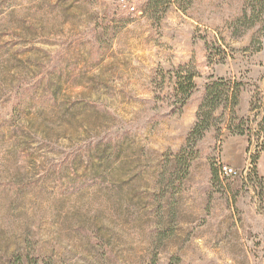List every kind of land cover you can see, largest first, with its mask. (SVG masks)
<instances>
[{
  "label": "rangeland",
  "instance_id": "obj_1",
  "mask_svg": "<svg viewBox=\"0 0 264 264\" xmlns=\"http://www.w3.org/2000/svg\"><path fill=\"white\" fill-rule=\"evenodd\" d=\"M215 81L254 118L264 0H0V264H264V151L221 108L181 155Z\"/></svg>",
  "mask_w": 264,
  "mask_h": 264
},
{
  "label": "trees",
  "instance_id": "obj_2",
  "mask_svg": "<svg viewBox=\"0 0 264 264\" xmlns=\"http://www.w3.org/2000/svg\"><path fill=\"white\" fill-rule=\"evenodd\" d=\"M245 18L239 19L242 23L248 20V14ZM251 27V26H250ZM247 28V29H250ZM175 78L174 97L175 105L179 110H183L192 99L197 86L195 83L197 73L186 71L184 67L173 72ZM240 91L234 89L231 82L215 81L206 87V96L198 112L197 124L189 136L187 147L183 148L181 155L186 153L188 147H195L202 136L211 128V121H214L216 112L223 108L230 112L228 130L232 136L248 138L247 153H250L254 142L257 143L259 151H264V101L257 100L253 103L251 113L253 119L241 118L236 113L239 106ZM260 153L251 157V163L257 164ZM252 156V155H251Z\"/></svg>",
  "mask_w": 264,
  "mask_h": 264
},
{
  "label": "built area",
  "instance_id": "obj_3",
  "mask_svg": "<svg viewBox=\"0 0 264 264\" xmlns=\"http://www.w3.org/2000/svg\"><path fill=\"white\" fill-rule=\"evenodd\" d=\"M130 11L135 12L136 8L132 6V7H130ZM250 167H251V164H250ZM248 170H249V168H248ZM219 174L223 180H236V179L243 178L244 177L243 174H247V171L245 173H242V172H239L237 169H235L231 166L223 164L219 167Z\"/></svg>",
  "mask_w": 264,
  "mask_h": 264
},
{
  "label": "crops",
  "instance_id": "obj_4",
  "mask_svg": "<svg viewBox=\"0 0 264 264\" xmlns=\"http://www.w3.org/2000/svg\"><path fill=\"white\" fill-rule=\"evenodd\" d=\"M244 148H241V154H242V157H243V155H244ZM237 164H239V163H237Z\"/></svg>",
  "mask_w": 264,
  "mask_h": 264
}]
</instances>
